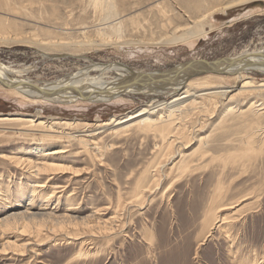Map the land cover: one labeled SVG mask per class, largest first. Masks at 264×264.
<instances>
[{
  "label": "rangeland",
  "instance_id": "rangeland-1",
  "mask_svg": "<svg viewBox=\"0 0 264 264\" xmlns=\"http://www.w3.org/2000/svg\"><path fill=\"white\" fill-rule=\"evenodd\" d=\"M7 1L0 0V2L9 4H7L8 7L0 5V17L5 18L3 21L6 25L15 23V26L13 24L9 29L8 39L0 42V62L10 69H29L22 77H27L38 84L65 78L92 62L104 64L117 62L137 71H164L172 70L175 65L191 60L212 62L232 57L241 53L243 49L251 51L264 47V0L250 2L243 0V2L236 3L226 9V13L217 10L209 16L205 13L228 0H107L113 6L112 9L119 12L123 19L124 16H127L125 18L127 22L124 20L123 32L124 36L126 35L125 38L132 39V43L127 46H114L112 42L109 43L110 45L100 43L103 38L112 37L114 33L109 28L110 24L107 23L109 18H105L106 9L104 11V9L101 10V7L96 6V8L95 0H49L53 4L48 0H36L33 4L31 3L32 6L28 2L32 9L26 2L21 5L19 0H9L11 4ZM39 1L44 4H39ZM100 1L103 4L106 0ZM35 2L38 3L37 6H34ZM17 3L19 7H17ZM24 3L25 6L27 5L26 7L23 6ZM10 6L17 8L11 7V12ZM161 10H163V14ZM6 18H8L7 21ZM168 28L170 29L168 30ZM193 28L199 32L187 41L175 44H153L146 40L152 37L157 39L159 36L166 35V32L178 36ZM200 30H203V33ZM136 34L137 36H135ZM10 36L11 38H9ZM15 36L18 37V40ZM70 40H72L71 43ZM75 40L76 46L72 44ZM51 41H53L52 43L61 42L64 46H55L57 49L51 48L48 51L39 46V43H50ZM93 42L99 43L96 45L97 47L94 45L96 48L93 47ZM83 43L85 44L83 45ZM71 44L73 46H68ZM100 44L104 47H99ZM97 73L93 71L90 74L95 76ZM114 76L109 73L106 75V79L109 80ZM224 77L222 80L226 82L225 86H232L234 81L229 79L230 77ZM249 79L258 83L264 82V73L246 72L243 78L235 82L228 93L230 98L233 97L230 99L232 101L225 98L223 100L220 96L213 98L215 100L202 98L198 99L199 103L195 106L196 109L190 108L192 113L189 108L187 110L183 108L181 113L176 111L178 114L176 113L177 116H174L173 128L170 133V135H174L171 140L174 138L175 144H170L168 147L166 139L163 140L154 130H141L137 126H132L117 132L112 131L111 123L104 126L101 122H110L111 119L122 117L125 113L133 112L148 103L156 105L166 102L174 94L179 93V90L158 97L121 93L112 98H105L103 102L75 101L33 104L24 97L13 94L9 89L0 87V117L16 116V114L26 117L30 114H38L48 122L50 119L53 120H51L53 123L59 122L57 126L54 125L55 131H52L54 128L50 130L46 127L26 126L18 120L0 122V156H4V158L0 157V216L6 212L22 210L23 206L30 202L29 207H43L45 211L55 212L54 215L57 217L41 216V218L45 217L42 219L44 221H41L40 217L28 218L26 219L28 222H23V219H21L22 221L17 220L19 222L15 223L17 230L14 226H12L13 228L9 226L11 229L9 227L8 229L11 231H4L3 238H0V244L4 240H8L16 243L17 246L11 244L10 246L13 248H7L6 252L0 250V264H236V259H232V257L230 259L228 253L229 242L221 243L216 228L213 229L214 231L212 230L210 236L202 237L204 232L200 220L203 219V213L217 185L225 188L222 189V195L217 197L220 201H233L239 199L243 194L247 196L242 201L240 200L241 202L239 201L236 206V209L240 208L236 212L237 218H240L239 223L244 220L243 230L239 223L236 225L239 227L238 233L239 235L243 233L246 238L245 244L249 245L250 249H255L256 253L260 252V255H264V149L262 147L264 141H262L263 134L251 132L259 126L264 130V118L262 117L264 109L261 110L263 113L261 112L262 115L258 118V122L256 121L251 127L250 124L255 120L251 115L243 112L250 101H257V104H262L261 107H264V90L254 89L245 92L242 83ZM248 94L251 96L249 97ZM228 96L226 98H229ZM209 103L211 104L209 105ZM232 105L234 106L232 107ZM230 106L234 109V112L232 110L234 115L232 112L225 111L229 110ZM240 108H243L242 112ZM180 117L181 119H179ZM98 123L99 125H97ZM102 125L103 127H101ZM28 127L29 132L28 129L26 130ZM175 129H180V131ZM42 131L60 135V137L53 141L41 140L39 136ZM55 132L57 133L55 134ZM70 132L75 137H69ZM87 133L92 136L89 137L88 147H84L79 143L78 137H86ZM27 134L34 135V138ZM191 137L193 138L191 139ZM252 137L254 142H250L249 148L254 149L256 158L251 157V160L243 162L244 164H238L235 161V163H226L224 166L226 157L230 153H235L234 148H237L240 143L239 147L244 149L246 147L244 140ZM200 138L203 139L201 142L204 144L199 143ZM175 139L180 140L175 141ZM200 144L203 146L201 147ZM38 146L63 150L52 158L56 164L61 166V171L51 170L33 177L29 174L32 171L28 165L37 157L32 148ZM260 146L261 148H259ZM176 147L181 151L180 155L184 156L185 154L183 162H181L182 165H178L177 169L172 165L180 156H176L174 162H171V158L177 152ZM204 150L206 152L202 154ZM167 151L170 153L168 154ZM15 156H18L19 159L16 160L21 163L11 161V158ZM204 156L206 157L203 158ZM37 158L39 162L51 159L50 156ZM162 164L163 166H161ZM186 168L187 170H185ZM144 172L147 174L144 180V194H142L144 198L141 196L140 199L143 198L141 201L132 204L130 197L134 195L136 184ZM34 181H38L36 184L43 185L38 189L36 187L37 195L32 201L26 198L23 199L24 201H18V198L16 199L17 187L30 188L31 182ZM28 182L29 184H27ZM157 183L159 186H156ZM147 185L153 187L149 190ZM50 189L53 191L51 192ZM48 194H52L51 197L48 198ZM199 200H203V203H198ZM118 201L120 202L118 203ZM121 204H125L124 207L121 208ZM10 205L11 208H9ZM246 205L247 207H245ZM91 214L92 217L88 219L94 228L93 231L84 227H73L74 224H70L65 219L69 215H75L80 217L79 221ZM112 215L117 220L114 218V221L113 217L111 220V224L117 228V234L106 246L103 241L104 237L98 236L99 226L97 225L98 223L102 225V222L111 219ZM35 219L38 224L43 222L42 225L39 226ZM20 222L28 225L26 224L24 227L25 224ZM120 222L121 224H119ZM117 223L119 226L116 225ZM36 226H39V230ZM21 228H23L22 231ZM36 233L39 235L36 236ZM73 233L78 234V237L73 236ZM72 237L78 239H72ZM18 244H27V246L24 251L20 252L21 247ZM81 248L82 253H79ZM100 248L103 250L101 251ZM16 249L19 251H15ZM83 251L89 252L85 254ZM77 253L82 254L81 257Z\"/></svg>",
  "mask_w": 264,
  "mask_h": 264
},
{
  "label": "bare ground",
  "instance_id": "bare-ground-1",
  "mask_svg": "<svg viewBox=\"0 0 264 264\" xmlns=\"http://www.w3.org/2000/svg\"><path fill=\"white\" fill-rule=\"evenodd\" d=\"M6 1V0H5ZM9 1V0H8ZM7 1V2H8ZM20 4L22 5L23 2H26L32 6L33 2L36 0H19ZM38 1V0H37ZM46 1V0H45ZM44 1V2H45ZM49 1V0H48ZM47 1V2H48ZM109 1V0H108ZM243 2V0H228L225 1L223 3H220L219 5L213 7L210 11H208L207 9V13H205L207 16L211 15L214 13V11H223L226 13V9L230 8L231 6H234L236 3L239 2ZM245 2H250V1H254V0H244ZM10 2V1H9ZM18 2V1H16ZM50 3L53 4V2L49 1ZM13 5L14 2L12 1ZM32 3V4H31ZM39 4L41 3L40 1L38 2ZM37 3V4H38ZM46 3V2H45ZM55 3V2H54ZM162 3V2H161ZM8 4V3H7ZM6 3L0 2V5H7ZM11 4V2H10ZM28 4V5H29ZM36 4V2H35ZM34 5V6H37ZM44 4V3H41ZM9 5V4H8ZM8 5L6 7H8ZM16 5V4H15ZM18 5V3H17ZM16 5V6H17ZM20 5V6H21ZM29 5V7H30ZM93 5V4H92ZM14 6H10L14 7L13 9L19 7V5L17 7ZM24 7L25 3L23 4ZM43 6V5H42ZM101 7V10L106 9V13L105 14V18H109V21L107 23L110 24L111 30L113 31V35L112 37L110 36H106V39H104L100 42L102 44H108L112 42L114 44V46H127L129 44L132 43V39H127V37L125 38L124 36V32H123V24H124V20L127 16H124L125 18L123 19V16L121 14H119V12L117 13L115 10H113V6H111V4H109V2H107V0L105 1V3H101L100 0H95V7ZM155 6V5H154ZM22 7V6H21ZM96 7V8H97ZM120 8V6H118ZM153 7V5H152ZM151 7V8H152ZM160 7V6H159ZM35 8V7H34ZM155 8V7H154ZM30 9H32L30 7ZM160 9V8H159ZM162 9V8H161ZM7 10V9H6ZM121 10V9H120ZM149 10V8H148ZM155 10V9H154ZM157 10V8H156ZM20 11V10H19ZM26 11V10H24ZM40 11V10H39ZM103 11V12H104ZM163 10H161L162 13ZM6 12V11H3ZM10 12V11H9ZM11 12H12V8H11ZM42 12V11H41ZM156 13V11H154ZM205 12V11H204ZM18 13V12H17ZM21 13V12H19ZM6 14V13H5ZM8 14V13H7ZM26 14V13H25ZM36 14V13H35ZM44 14V13H43ZM104 14V13H103ZM139 14V13H137ZM163 14V13H162ZM199 14V13H198ZM1 15V14H0ZM23 15V14H22ZM140 15V14H139ZM165 15V14H164ZM203 15V14H200ZM16 16V15H14ZM40 16V15H39ZM46 16V15H45ZM194 16V15H192ZM207 16H205L206 18H208ZM6 17V16H4ZM136 17V16H134ZM141 17V16H140ZM200 17V16H199ZM204 17V16H203ZM138 18V17H137ZM197 18V17H195ZM194 18V20H195ZM5 19V18H4ZM4 19H2V16L0 17V42L1 41H5L6 39H8V31L9 29L12 28V24L7 23V25L4 23ZM130 19V18H129ZM140 19V18H139ZM168 19V18H167ZM204 19V18H203ZM209 19V18H208ZM8 20V18H6V21ZM12 20V19H10ZM29 20V19H28ZM141 20V19H140ZM162 20V19H161ZM201 20V19H200ZM14 21V20H12ZM11 21V22H12ZM33 21V20H32ZM38 21V20H37ZM101 21V20H100ZM126 21V20H125ZM133 21V20H132ZM137 21V20H136ZM170 21V20H169ZM174 22V20H172ZM182 21V20H181ZM9 22V21H8ZM127 22V21H126ZM141 22V21H140ZM176 22V21H175ZM185 22V21H184ZM190 22V21H189ZM197 22V21H195ZM200 22V21H199ZM168 23V22H167ZM203 23V22H202ZM207 23V22H206ZM17 24V23H16ZM139 24V23H138ZM174 24V23H173ZM198 24V23H197ZM205 24V23H204ZM5 25V26H4ZM35 25V24H34ZM101 25V24H99ZM187 25V24H186ZM207 25V24H206ZM19 26V24H18ZM17 26V27H18ZM36 26V25H35ZM133 26V24H132ZM165 26V25H164ZM193 26V25H192ZM196 26V24H195ZM210 26V25H209ZM98 27V26H97ZM167 27V26H166ZM165 27V29H166ZM181 27V26H180ZM194 27V26H193ZM16 28V27H15ZM108 28V27H107ZM108 28V29H109ZM139 28V27H138ZM148 28V27H147ZM197 28V27H196ZM196 28H193L192 30H189L188 32H184L178 36L174 35V34H168V32H166V35L163 36H159L157 39H153L149 38L146 39L147 37L145 36L146 40H149L148 42H151L153 44H175L177 42H182V41H187L189 38L194 37L197 32H199V30H197ZM14 29V28H13ZM22 29V28H21ZM102 29V28H100ZM133 29V28H132ZM137 29V28H136ZM143 29V28H142ZM164 29V30H165ZM170 28H168L169 30ZM172 29V28H171ZM189 29V28H187ZM191 29V28H190ZM46 30V29H44ZM145 30V29H144ZM13 31V30H12ZM50 31V30H49ZM140 31V30H139ZM172 31V30H171ZM206 31V30H205ZM21 32V31H20ZM19 32V34H20ZM60 32V31H58ZM98 32V31H96ZM131 32V31H130ZM135 32V31H134ZM164 32V31H163ZM180 32V31H179ZM201 33H203V30H200ZM11 33V32H10ZM22 33V32H21ZM52 33V32H51ZM136 33V32H135ZM165 33V32H164ZM175 33V32H174ZM181 33V32H180ZM56 34V33H55ZM63 34V33H62ZM100 34V33H98ZM102 34V33H101ZM126 34V33H125ZM145 34V33H144ZM200 34V33H199ZM16 36H18L17 34H15ZM22 35V34H21ZM28 35V34H27ZM79 35V34H78ZM82 35V34H80ZM132 35V34H131ZM134 35V34H133ZM18 40V37H16ZM24 36V35H23ZM88 36V35H87ZM86 36V37H87ZM137 36V34L135 35ZM11 38V36L9 37ZM20 38V37H19ZM24 38V37H23ZM56 38V37H55ZM58 38V36H57ZM63 38V37H62ZM79 38V37H78ZM14 39V38H13ZM22 39V38H20ZM60 39V38H59ZM65 39V37H64ZM66 39H68L66 37ZM76 39V38H75ZM52 40V39H51ZM79 40V39H78ZM77 40V41H78ZM86 40V39H85ZM143 40V39H142ZM72 40H70L71 43ZM87 41V40H86ZM138 41V39H137ZM145 41V40H144ZM26 42V41H25ZM30 42V41H29ZM51 41L50 43H39V46L48 51V49L51 50L55 49V46H60L63 47L64 45H62L61 42H54ZM76 40L72 42V44H75ZM82 42V41H81ZM80 42V43H81ZM69 43V44H70ZM91 43V42H90ZM89 43V45H90ZM95 43V44H94ZM139 43V42H137ZM141 43V42H140ZM68 45V46H73V45ZM77 44V42H76ZM75 44V46H76ZM79 44V42H78ZM82 44V43H81ZM80 44V47H81ZM85 43H83L84 45ZM99 43L97 42H93V47L94 45H98ZM142 44V43H141ZM82 45V46H83ZM101 45V44H100ZM103 45L99 46L102 47ZM39 47V48H40ZM59 47V48H60ZM88 47V46H87ZM97 47V46H96ZM94 47V48H96ZM104 47V46H103ZM72 48V47H71ZM119 48V47H118ZM122 48V47H120ZM57 49V48H56ZM70 49V48H69ZM73 49V48H72ZM75 49V47H74ZM65 50V48H64ZM76 50V49H75ZM78 50H80L78 48ZM249 49H243L241 51V53H238L232 57H228L225 59H220V60H216V61H212V62H201V61H195V60H191L187 63H182L179 65H175L174 69H170V70H164V71H160V70H156V71H143V70H133L127 66L124 65H120L117 62H113V63H95L92 62L91 64L78 69L76 72L71 73L70 75H68L65 78H61V79H57L55 81H51V82H45L42 84H38L35 81H32L31 79L27 78V77H22L26 72H28L29 69L27 68H23V69H10L8 67H5L1 62H0V87L9 89L13 94L19 96V97H24L25 99H27L28 101L32 102L33 104H37V103H45V102H58V103H71V102H75V101H87V102H103L105 101V98H112L113 96H117L120 95L121 93H126V94H144V95H150L151 97H158L162 94H169V93H173L175 91L179 90V93L174 94L170 100H166V102H159L160 104H156L153 105V103H148L147 105H143L141 107H139L138 109H136L133 112H129V113H125V115H123L122 117L116 118V119H111L110 122H101L104 126L105 124H112V131H117L120 132L121 130L127 129L129 127L132 126H137L139 129H144V130H154L155 132H157L163 140H165L168 145L167 147L173 143L175 144V142H173L174 138L171 137L173 134L170 135V133L172 132V125H173V120H174V116L176 115V111H181L183 108L187 110V108H195V106L199 103L198 99H202V98H208L209 99H213L216 98L218 96H220L221 98L225 99H229V101H232L228 96V93L230 92V89L233 88V86L235 85V82L238 81L239 79L243 78L244 74H246V72L249 71H255V72H260V73H264V47L258 48V49H253L251 51H248ZM62 51V50H61ZM66 51V50H65ZM64 51V52H65ZM67 52V51H66ZM76 52V51H74ZM78 52V51H77ZM73 54V53H72ZM98 72L97 75L92 76L90 73L91 72ZM112 73L115 76L112 77L111 79H106V75ZM214 73V74H212ZM14 74V75H12ZM199 74H204L201 77H197L196 75ZM12 75V76H11ZM196 76V78H194ZM230 77L229 79H232L234 82L232 83V86H225L224 83V79L225 77ZM246 76V75H245ZM109 78V77H108ZM115 78V79H114ZM216 83V84H213ZM242 88L245 92L248 91H253L254 89L257 91H261L264 90V82H255L252 79L249 80H244V83H242ZM217 85V86H216ZM169 91V92H168ZM242 91V92H244ZM168 92V93H167ZM255 92V91H254ZM261 93V92H260ZM234 94V93H233ZM263 94V93H262ZM241 95V94H240ZM249 95V94H248ZM229 98H226V97ZM251 96V94L249 95V97ZM259 96V95H258ZM248 97V96H247ZM248 97V98H249ZM256 97V96H254ZM258 98V97H257ZM251 99V98H250ZM207 100V101H208ZM215 100V99H213ZM255 100V99H254ZM259 100V99H258ZM261 100V99H260ZM259 100V101H260ZM26 101V100H25ZM202 101V100H201ZM206 101V100H205ZM217 101V100H216ZM236 101V100H235ZM158 102V101H157ZM156 102V103H157ZM209 102V101H208ZM211 102V100H210ZM228 102V101H227ZM224 102V103H227ZM264 102V100H263ZM201 103V102H200ZM207 103V102H206ZM231 103V102H230ZM243 103V102H242ZM163 104V106H162ZM211 103H209L210 105ZM213 104V103H212ZM216 104V103H214ZM264 104V103H263ZM161 105V106H160ZM201 105V104H200ZM205 105V104H203ZM208 105V104H207ZM224 105V104H223ZM237 105V103H236ZM239 105V102H238ZM246 105V104H245ZM262 104H257V101H250L248 103V105H246V109L243 110V112H245L247 115H251L253 117L252 121L253 123L250 124V127L252 126V124H254L258 118H260L261 112L263 113V109L264 107H261ZM213 106V105H212ZM234 105H232L233 107ZM241 106V105H240ZM198 107V106H197ZM204 107V106H203ZM210 107V106H209ZM216 107V106H215ZM230 106L229 110H225L227 113H231L232 110L234 112V109ZM245 107V106H244ZM202 108V107H199ZM223 108V107H222ZM225 108V107H224ZM196 109V108H195ZM237 109V108H236ZM241 109V108H240ZM243 109V108H242ZM241 109V112H242ZM194 110V109H193ZM263 110V111H261ZM192 111V109H190V112ZM195 111V110H194ZM236 111V110H235ZM187 112V111H186ZM203 112V111H202ZM224 112V111H223ZM232 112V114L234 115V113ZM181 113V112H180ZM185 113V112H184ZM183 113V114H184ZM192 113V112H191ZM236 113V112H235ZM238 113V112H237ZM236 113V114H237ZM240 113V111H239ZM178 114V113H177ZM188 114V113H187ZM208 114V113H207ZM264 114V113H263ZM2 116V115H1ZM177 116V115H176ZM181 116V114H180ZM226 116V115H225ZM179 117V116H178ZM224 117V116H223ZM228 117V115H227ZM231 117V115H230ZM229 117V118H230ZM234 117V116H233ZM241 117V116H240ZM251 117V118H252ZM264 118V116H262ZM47 118V117H46ZM45 118V119H46ZM49 118V117H48ZM113 118V117H111ZM228 118V119H229ZM246 118V117H245ZM177 119V118H176ZM181 119V117L179 118ZM178 119V120H179ZM189 119V118H188ZM191 119V118H190ZM223 119V118H221ZM249 119V118H248ZM247 119V120H248ZM262 119V118H261ZM19 121L21 122L23 125L26 126H32V127H46V129H53L52 131H55V124L57 126V123L59 122H51L52 119H50V121L48 122V120H43V118L39 117L38 114H30V116H21L16 114V116H3L0 117V122H4V121ZM59 120V119H58ZM53 121V120H52ZM56 121V120H55ZM64 121V120H63ZM69 121V120H68ZM180 121V120H179ZM227 121V120H226ZM238 121V120H237ZM240 121V120H239ZM251 121V120H250ZM71 122V121H70ZM69 122V123H70ZM73 122V121H72ZM71 122V123H72ZM83 122V121H82ZM175 122V121H174ZM258 122V121H257ZM63 123V122H62ZM61 123V124H62ZM67 123V122H66ZM79 123V122H78ZM87 123V122H85ZM94 123V122H92ZM100 123V122H99ZM99 123L97 125H99ZM239 123V122H238ZM60 124V125H61ZM179 124V123H177ZM176 124V126H177ZM228 124V123H227ZM232 124V123H230ZM247 124V123H246ZM21 125V126H23ZM59 125V124H58ZM71 125V124H69ZM103 125L101 127H103ZM181 125V124H180ZM178 125V126H180ZM185 125V124H184ZM195 125V124H194ZM249 125V124H247ZM77 126V125H76ZM88 126H90L88 124ZM2 127V126H1ZM61 127V126H60ZM183 127V126H182ZM4 128V127H3ZM69 128V127H68ZM86 128V127H84ZM88 128V127H87ZM90 128V127H89ZM95 128V127H94ZM107 128V125H106ZM179 128V127H178ZM199 128V127H198ZM235 128V127H234ZM28 129L29 132V127L26 128V130ZM31 129V128H30ZM63 129V128H62ZM187 129V128H186ZM263 129H264V124H263ZM17 130V129H15ZM25 130V129H24ZM38 130V129H37ZM84 130V129H83ZM91 130V129H90ZM93 130V129H92ZM138 130V129H137ZM175 130H179L180 129H175ZM174 130V132H175ZM185 130V129H184ZM183 130V131H184ZM198 130V129H197ZM231 130V129H230ZM22 131V129H21ZM32 131V130H31ZM35 131V130H34ZM49 131V130H48ZM85 131V130H84ZM87 131V130H86ZM89 131V129H88ZM109 131V130H108ZM191 131V130H190ZM246 131V130H245ZM244 131V132H245ZM248 131V130H247ZM39 132V131H38ZM41 132V131H40ZM44 131H42V134H40L39 138L41 140H51L53 141L55 138L60 137V135H53L48 133H43ZM59 132V131H57ZM55 132V134L57 133ZM186 132V131H185ZM250 133V131H248ZM247 132V133H248ZM253 134H257L258 132H260L262 135V141H264V130H262V128L256 127V130L254 129V131H251ZM3 133V132H2ZM14 133V132H13ZM20 133V132H19ZM62 133V132H61ZM71 133V132H70ZM190 133V132H189ZM196 133V132H195ZM194 133V134H195ZM251 133V134H252ZM6 134V133H4ZM26 134V133H25ZM66 134V133H65ZM88 134V133H87ZM177 134V133H176ZM1 135V134H0ZM15 135V134H14ZM17 135V133H16ZM32 136V138H34V135L31 134H27ZM116 135V134H115ZM180 135V134H179ZM178 135V136H179ZM192 135V134H191ZM12 136V135H11ZM37 136V135H36ZM63 136V135H62ZM72 136L75 137L74 135L69 134V137ZM92 135L88 134L86 137H78V141L80 144H82L84 147H88L87 145L89 144L88 141L90 140L89 137H91ZM174 136V135H173ZM194 136V135H193ZM250 136V135H249ZM38 137V136H37ZM36 137V138H37ZM65 137V136H64ZM190 137V136H189ZM188 137V138H189ZM195 137V136H194ZM200 137V136H199ZM251 137V136H250ZM256 137V136H255ZM261 137V136H260ZM16 138V137H15ZM31 138V139H32ZM96 138V137H95ZM177 139V136L175 137ZM183 138V136H182ZM193 137H191L192 139ZM196 138V137H195ZM206 138V137H205ZM204 138V139H205ZM244 138V137H243ZM257 138V137H256ZM93 139V138H91ZM175 141H179L176 140ZM197 139V138H196ZM231 139V138H230ZM9 140V139H8ZM170 140V141H169ZM203 139L200 138L199 143H202ZM206 140V139H205ZM92 141V140H91ZM183 141V140H182ZM202 141V142H201ZM236 141V140H235ZM242 141V140H241ZM40 142V141H39ZM190 142V141H189ZM205 142V141H204ZM240 142V141H239ZM244 142L246 143V147L244 149H242L241 147H239V145H241L240 143L238 144L237 148H234V152L235 153H230L229 156L226 157V160L224 161V166L226 163H238V164H244L243 162H246L247 160H251V157H255L256 153L254 151L253 148H249L250 147V142H254L253 137L252 138H248V140H244ZM261 142V141H260ZM92 143V142H91ZM163 143V142H162ZM165 143V142H164ZM206 143V142H205ZM37 144V143H36ZM185 144V141H184ZM200 144V145H201ZM218 144V143H217ZM259 144V143H258ZM261 144V143H260ZM263 144V143H262ZM261 144V145H262ZM42 145V144H41ZM181 145V144H180ZM188 145V144H186ZM199 145V144H198ZM206 145V144H205ZM235 145V144H233ZM48 146V145H47ZM95 146V145H94ZM161 146V145H160ZM179 146V145H178ZM177 146V147H178ZM203 145H201L202 147ZM209 146V145H208ZM243 146V144H242ZM257 146V145H256ZM166 147V148H167ZM176 147V148H177ZM183 147V145H182ZM186 147V146H185ZM184 147V148H185ZM198 147V146H196ZM232 147V146H231ZM263 149L264 146L262 145ZM32 148V147H30ZM97 148V147H96ZM100 148V147H99ZM179 148V147H178ZM177 148V152L175 154V156H173V151L171 154L173 157L171 158V162H174L173 160L176 158V156H180L179 159L176 160V162H174V164L172 165L173 168L176 167L175 169H177V166L181 164V162H183V157L180 155L181 151H179ZM256 148V147H255ZM261 148V146L259 147ZM34 151L35 156L40 157V156H50L51 159H44V161H38L37 157L36 160H32L29 163V169H31L32 173L30 172L29 174L33 177L34 175H38L41 174L42 172H48L51 170H60L61 166L59 164H56L52 158L55 154H60L61 152H63V150L61 149H52V148H46V147H42V146H38L35 148H32ZM87 149V148H86ZM98 149V148H97ZM96 149V150H97ZM182 149V148H181ZM200 149V148H199ZM197 149V150H199ZM220 149V147H219ZM258 149V148H257ZM257 149L256 152H257ZM26 150V149H25ZM24 150V151H25ZM95 150V148H94ZM169 150V149H168ZM175 150V149H173ZM185 150V149H184ZM191 150V149H190ZM166 151V150H165ZM217 151V150H216ZM262 151V149H261ZM99 152V151H98ZM97 152V154H98ZM192 152V151H191ZM196 152V150H195ZM206 152V150L202 151V154H204ZM26 153V152H25ZM29 153V151H28ZM32 153V151H31ZM168 153V151H167ZM170 153V152H169ZM168 153V154H169ZM228 153V152H227ZM260 153V152H259ZM96 154V153H95ZM166 154V152H165ZM167 154V155H168ZM207 154V153H206ZM258 154V153H257ZM3 155V154H1ZM27 155V154H26ZM93 156V155H92ZM164 156V155H163ZM166 156V155H165ZM187 156V155H186ZM210 156V154H209ZM1 158H4V156H0ZM11 157V156H9ZM18 157V156H17ZM16 156L11 158V161H14L15 163H19L20 161L16 160L19 159ZM32 157V156H31ZM169 158V156H167ZM198 157V156H195ZM194 157V158H195ZM206 156H204L203 158H205ZM216 157V156H215ZM55 158V157H54ZM166 158V159H168ZM212 158V157H211ZM217 158V157H216ZM256 158V157H255ZM23 159V158H22ZM21 159V160H22ZM239 159V160H238ZM50 160V161H49ZM241 160V161H240ZM255 160V159H254ZM5 161V159H4ZM10 161V163H11ZM167 161V160H166ZM165 161V162H166ZM170 161V160H169ZM201 161V160H200ZM199 161V162H200ZM256 161V160H255ZM185 162V161H184ZM192 162V161H191ZM197 162V161H196ZM3 163V162H2ZM9 163V162H8ZM21 163V162H20ZM170 163V162H169ZM4 164V163H3ZM28 164V163H27ZM26 164V165H27ZM167 164V163H165ZM196 164V163H195ZM19 165V164H18ZM160 165V164H159ZM182 165V164H181ZM233 165V164H231ZM63 166V165H62ZM158 166V165H157ZM163 166V164L161 165ZM202 166V165H201ZM65 167V166H64ZM186 167V165H185ZM189 167V166H188ZM170 168V167H169ZM172 168V167H171ZM180 168V167H179ZM189 169V168H188ZM63 170V167H62ZM157 170V169H154ZM172 170V169H170ZM187 170V168L185 169ZM61 171V170H60ZM146 171V170H144ZM176 171V170H175ZM179 171V170H178ZM182 171H184L182 169ZM81 172V171H80ZM151 172V171H149ZM154 172V171H153ZM152 172V173H153ZM160 172V171H159ZM162 172V171H161ZM169 172V171H168ZM177 172V171H176ZM186 172V171H185ZM148 173V170H147ZM180 173V171H179ZM178 173V174H179ZM183 173V172H182ZM156 174V173H155ZM221 174V173H220ZM142 177L140 176V181L136 184V188H135V192L134 195L132 197H130L132 200V204H134L135 202L141 201L144 197L142 196V194H144V180L146 178V172L141 174ZM149 175V174H148ZM154 175V174H153ZM159 175V174H158ZM175 175V174H174ZM155 177V176H153ZM172 178V177H171ZM158 179V178H157ZM154 180L156 181V179L154 178ZM232 180V179H231ZM31 181V180H30ZM147 181V179H146ZM172 181V180H171ZM260 182V181H259ZM38 183V181H34L31 182V186L30 188H26L24 189L22 186H18L17 187V191H16V199L18 198V201L23 200L24 198H26L29 201H32V199L37 195L36 194V187L37 189L41 187H43L42 184H36ZM151 183V182H150ZM156 183V182H154ZM230 183V182H229ZM29 184V182L27 183ZM156 185V184H155ZM154 185V187H155ZM156 186H159L158 183ZM148 189L150 190L152 187L147 185ZM146 187V188H147ZM53 188V187H52ZM55 188V187H54ZM215 188V187H214ZM213 188V189H214ZM224 188V187H223ZM221 186L217 185V187L213 190V194L211 195V200L209 202V204H207V207L203 213V219L200 220L201 221V225H202V231L204 232L202 235V237H206V236H210L211 232L213 229L216 228V230L219 232V237H220V241L225 242L228 241L229 245H228V250H229V256L230 259L232 257V259H236V264H264V255H260L259 253H256L255 249H250L249 245L245 244L246 242V238L244 237L243 233L242 235H239L238 231H239V227H237V223H239V219L237 218V211L240 209H236V206L239 204L238 202L243 199H245L247 196L245 194L241 195V197L239 199H235L233 201H228V202H223L220 201V199H217V197H220L219 195H222V189ZM154 189V188H153ZM225 189V188H224ZM51 190V189H50ZM167 190V188H166ZM42 191V189H41ZM53 190H51L52 192ZM152 191V190H151ZM150 191V192H151ZM224 191V190H223ZM251 192V191H250ZM253 192V191H252ZM221 193V194H220ZM247 193V192H246ZM40 194V193H39ZM53 194V193H52ZM52 194H48V198L51 197ZM149 194V193H148ZM250 194V193H249ZM141 196L143 197L142 199ZM12 197V195H11ZM47 197V195H46ZM137 197V198H136ZM139 197V198H138ZM222 197V196H221ZM225 198V195L223 196ZM249 197V196H248ZM47 200V198H46ZM247 200V199H246ZM12 201V200H10ZM16 201V200H15ZM24 201V200H23ZM130 201V203H131ZM240 201V202H241ZM254 201V200H253ZM120 201H118L119 203ZM125 202V201H124ZM198 203H203V200H199ZM21 205V204H20ZM30 202L28 204H26V206L24 205L22 210H14L13 212H6L3 216H0V238H3L2 235H4V231L6 230V232L11 231L9 229H11L9 226H14L17 230V224L19 223L17 220H21L23 219V222L26 221V219L28 218H35V217H40L41 221L43 218L45 219V217L41 218V216H55L53 212L51 211H45L43 207L40 208H32L29 207ZM118 205V204H117ZM125 204H121L120 207H124ZM133 206V205H132ZM242 206V205H241ZM5 207V206H4ZM21 207V206H20ZM244 207V206H243ZM247 207V205L245 206ZM244 207V208H245ZM11 208V205L10 207ZM243 209V208H242ZM11 211V210H10ZM16 211V212H15ZM243 211V210H242ZM244 212V211H243ZM91 213V212H90ZM96 213V212H95ZM116 216V213H114ZM67 215V214H66ZM240 215V214H238ZM62 216V215H61ZM113 215L111 216V219L109 218V220L102 222V225H99L100 223H98L97 226L98 227V236H103L104 239L103 241L105 242L106 246L107 244L111 243V241L113 240L114 236L117 234V228H115V226H113L111 224V220L113 217ZM64 217V216H63ZM62 217V218H63ZM89 217H92L91 215H87L85 218H83L82 220L78 219L80 217L75 216V215H69L67 216V218H65L70 224H74L73 227H84L87 229H91L92 231L94 230V228H92L93 226L90 225L89 222ZM241 217V216H240ZM54 218H57L56 216ZM61 218V217H60ZM50 219V218H49ZM48 219V220H49ZM92 219V218H91ZM33 220V219H32ZM38 220V219H37ZM53 220V219H52ZM58 220V219H57ZM64 220V219H63ZM61 220V221H63ZM116 220V218H115ZM114 220V221H115ZM22 221V220H21ZM39 221V222H41ZM56 221V220H55ZM91 221V220H90ZM98 221V220H97ZM117 221V220H116ZM18 222V223H17ZM28 222V221H26ZM34 222V220H33ZM35 222L36 221L35 219ZM101 222V221H99ZM244 222V220H243ZM243 222H240L239 224L241 225V229L243 230ZM15 223H17L15 225ZM21 223V222H20ZM43 223V222H42ZM42 223L38 224L39 226L42 225ZM59 224V222H56ZM21 224H25V223H21ZM27 224V223H26ZM26 224L24 227H26ZM36 224V223H34ZM95 224V223H94ZM93 224V225H94ZM115 224V223H114ZM121 224V222L119 223ZM28 225V224H27ZM68 225V223H67ZM118 225V223L116 224ZM20 226V225H19ZM18 226V228H19ZM38 226V227H39ZM58 226V225H57ZM64 226V224H63ZM71 226V225H70ZM119 226V225H118ZM9 227V229H8ZM23 227V228H24ZM37 227V226H36ZM37 227V228H38ZM123 227V226H122ZM120 227V228H122ZM13 228V227H12ZM21 228V231L22 229ZM43 228V227H42ZM48 229V228H47ZM97 229V228H96ZM95 229V230H96ZM158 229V228H157ZM39 230V228H38ZM37 230V231H38ZM56 230V229H55ZM84 230V229H83ZM122 230V229H121ZM121 230H118L119 232H121ZM20 231V232H21ZM36 231V232H37ZM59 231V230H58ZM214 231V230H213ZM83 232V231H82ZM243 232V231H242ZM40 233V232H38ZM36 233V236L37 234ZM72 233V232H71ZM77 233V232H76ZM73 233V236H77L78 234ZM6 234V233H5ZM39 235V234H38ZM72 235V234H71ZM70 235V236H71ZM88 235V234H86ZM91 235V234H90ZM47 237V236H46ZM51 237V236H50ZM78 237V236H77ZM77 237H72V239H78ZM81 237V236H80ZM201 238V237H200ZM101 239V238H100ZM202 239V238H201ZM80 240V239H79ZM205 240V239H204ZM1 241V240H0ZM15 241V240H14ZM86 242V241H85ZM91 242V241H90ZM87 243V242H86ZM11 244H15V246H17L16 243H12L11 241L8 240H4L3 243L0 244V246H2L0 248L1 251H5L7 250V248H13L12 246H10ZM85 244V243H84ZM120 244V243H119ZM151 244V243H150ZM149 244V245H150ZM201 244V243H200ZM83 245V244H82ZM19 247H21V251H24V249L26 248L27 244H21L19 245ZM217 246V245H216ZM219 246V244H218ZM78 248V247H77ZM141 248V247H140ZM15 249V248H14ZM101 249V248H100ZM108 249V248H107ZM219 249V248H218ZM78 250V249H77ZM103 249H101L102 251ZM138 250V249H137ZM216 250V249H215ZM10 251V250H8ZM15 251H19V250H15ZM82 248L79 249V253H82ZM100 251V252H101ZM108 251V250H107ZM163 251V250H162ZM6 252V251H5ZM14 252V251H13ZM89 251H83V253L87 254ZM97 252V251H96ZM99 252V251H98ZM119 253V252H118ZM140 253V251H139ZM78 254V253H77ZM149 254V253H148ZM80 257L81 255L78 254ZM77 255V256H78ZM141 255V254H140ZM208 256V255H207ZM143 260V259H142ZM185 261V260H184ZM79 263V262H78ZM135 263V262H134Z\"/></svg>",
  "mask_w": 264,
  "mask_h": 264
}]
</instances>
